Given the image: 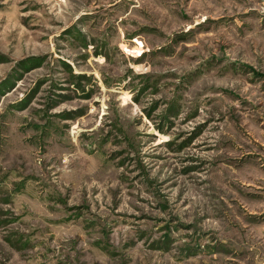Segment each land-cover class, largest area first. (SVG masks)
I'll use <instances>...</instances> for the list:
<instances>
[{
    "label": "rangeland",
    "instance_id": "1",
    "mask_svg": "<svg viewBox=\"0 0 264 264\" xmlns=\"http://www.w3.org/2000/svg\"><path fill=\"white\" fill-rule=\"evenodd\" d=\"M0 264H264V0H0Z\"/></svg>",
    "mask_w": 264,
    "mask_h": 264
}]
</instances>
